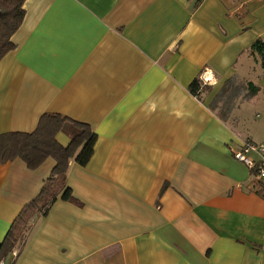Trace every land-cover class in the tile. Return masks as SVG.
I'll return each instance as SVG.
<instances>
[{"label":"crops","instance_id":"crops-1","mask_svg":"<svg viewBox=\"0 0 264 264\" xmlns=\"http://www.w3.org/2000/svg\"><path fill=\"white\" fill-rule=\"evenodd\" d=\"M22 7L0 59V133L32 131L54 112L96 138L86 164L67 166L72 198L60 192L5 261L264 264V181L232 153L245 137L264 140V69L249 54L264 43V0ZM207 68L217 83L197 97L188 85ZM53 165L0 163V242Z\"/></svg>","mask_w":264,"mask_h":264},{"label":"trees","instance_id":"trees-1","mask_svg":"<svg viewBox=\"0 0 264 264\" xmlns=\"http://www.w3.org/2000/svg\"><path fill=\"white\" fill-rule=\"evenodd\" d=\"M198 1L200 0H195ZM23 2L24 0H0V59L15 46L11 36L22 21ZM249 54L259 58L264 69V43L261 39L253 41ZM202 83L198 77L193 78L188 85L189 91L199 97L202 91L208 90L207 85L201 87ZM255 90L256 87L250 93ZM58 132L68 136L67 145L58 143L55 137ZM95 138L96 133L89 124L54 112L41 114L32 131L0 133V163L20 158L28 168H36L48 157L54 160L50 174L39 192L20 209L0 242V259L5 258L12 250H16V255L18 254L32 228L33 219L45 214L60 192L61 197L72 198L66 187L67 166L71 160L80 165L86 164L92 154Z\"/></svg>","mask_w":264,"mask_h":264},{"label":"built area","instance_id":"built-area-1","mask_svg":"<svg viewBox=\"0 0 264 264\" xmlns=\"http://www.w3.org/2000/svg\"><path fill=\"white\" fill-rule=\"evenodd\" d=\"M232 153L236 159L244 162L253 170L256 179L264 181V140L253 141L250 138L245 137L241 139L238 148L232 150ZM11 255L15 256L16 250H12ZM0 264L8 263L2 258L0 259Z\"/></svg>","mask_w":264,"mask_h":264},{"label":"clouds","instance_id":"clouds-1","mask_svg":"<svg viewBox=\"0 0 264 264\" xmlns=\"http://www.w3.org/2000/svg\"><path fill=\"white\" fill-rule=\"evenodd\" d=\"M222 64L226 66V61H222ZM198 80L203 82L201 87H203V85L214 86L217 83L211 68L205 69L204 72L198 77Z\"/></svg>","mask_w":264,"mask_h":264},{"label":"rangeland","instance_id":"rangeland-1","mask_svg":"<svg viewBox=\"0 0 264 264\" xmlns=\"http://www.w3.org/2000/svg\"><path fill=\"white\" fill-rule=\"evenodd\" d=\"M222 97H223V98H222ZM231 97H232V94H230V93H225V94H223V92H220L218 98H219V99H222V101L227 105L228 101L231 100ZM219 104H221V100L218 101V105H219ZM219 106H220V105H219ZM222 112L225 113V112H226V109L224 108V109L222 110Z\"/></svg>","mask_w":264,"mask_h":264}]
</instances>
